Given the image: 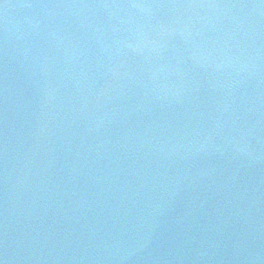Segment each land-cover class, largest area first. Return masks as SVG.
I'll use <instances>...</instances> for the list:
<instances>
[{
    "label": "water",
    "instance_id": "water-1",
    "mask_svg": "<svg viewBox=\"0 0 264 264\" xmlns=\"http://www.w3.org/2000/svg\"><path fill=\"white\" fill-rule=\"evenodd\" d=\"M0 264H264V0H0Z\"/></svg>",
    "mask_w": 264,
    "mask_h": 264
}]
</instances>
